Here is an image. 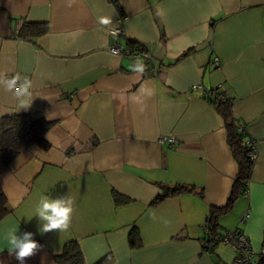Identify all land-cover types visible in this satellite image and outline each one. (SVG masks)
Listing matches in <instances>:
<instances>
[{
	"label": "crops",
	"instance_id": "obj_1",
	"mask_svg": "<svg viewBox=\"0 0 264 264\" xmlns=\"http://www.w3.org/2000/svg\"><path fill=\"white\" fill-rule=\"evenodd\" d=\"M23 21L46 22L48 31L17 38ZM116 26L124 29L117 41L149 49L147 73L108 50L115 41L108 29ZM219 85L258 154L246 191L219 217L218 230H241L258 253L264 0H0V121L28 113L52 122L46 146L32 142L8 165L0 159L9 210L0 219V261L20 264L9 255L7 235L27 231L43 248L25 264H59L54 255L70 241L83 264L105 257L107 264H230V244L204 246L209 210L226 203L238 172L225 121L205 96ZM166 136L175 139L172 148L160 141ZM175 184L194 190L151 204L162 185ZM114 191L129 200L116 203ZM43 196L73 199L68 230L38 231L35 210ZM134 226L139 248L128 243Z\"/></svg>",
	"mask_w": 264,
	"mask_h": 264
},
{
	"label": "trees",
	"instance_id": "obj_2",
	"mask_svg": "<svg viewBox=\"0 0 264 264\" xmlns=\"http://www.w3.org/2000/svg\"><path fill=\"white\" fill-rule=\"evenodd\" d=\"M48 31L46 22H22L15 37L20 39H29L45 34ZM141 45L142 43L129 39L127 45ZM146 47V46H145ZM150 65L144 69L147 73ZM215 94L205 95L206 98L216 106L222 115L227 130V142L231 147L233 156L238 163V172L232 186L231 194L223 206L211 207L206 219L207 235L205 238L206 248L211 244L219 241L222 233L219 232L218 219L221 215L228 212L233 205L235 198L239 193L244 194L250 178L253 162L248 156L249 146H245L242 142L245 138H249L246 134V128L243 123L238 122L231 114L232 97L227 92H221L219 88H214ZM222 93V95H221ZM52 122L43 118H33L30 114H14L8 115L0 121V159L4 165L12 162L15 156L32 142L40 143L46 146L43 135L51 127ZM242 126V131L238 127ZM194 188L188 185L175 184L172 186L162 185V191L151 201L152 205L157 204L166 197L176 195L183 192L193 191ZM116 203H125L129 199L118 192H113ZM7 200L0 188V219L7 213ZM128 243L131 248L141 247V239L136 227H132L128 233ZM54 259L59 264H83V257L78 244L75 241L66 243L62 251L54 255ZM108 257H105L97 264H107ZM261 259V264H264Z\"/></svg>",
	"mask_w": 264,
	"mask_h": 264
},
{
	"label": "built area",
	"instance_id": "obj_3",
	"mask_svg": "<svg viewBox=\"0 0 264 264\" xmlns=\"http://www.w3.org/2000/svg\"><path fill=\"white\" fill-rule=\"evenodd\" d=\"M20 25L21 23L14 30V35L17 34ZM108 34L115 38V41H113L108 47V50L112 54L130 59L133 65L141 64L143 65V69H145L146 66L149 65L152 57L147 47L138 44L124 45L123 43L117 41L119 37L124 35V29L122 26L109 28ZM210 63L214 69H216L219 66V60L217 57H214ZM192 88L201 89L203 88V86L201 84H194ZM216 88H219L221 92L226 93V90L223 86L219 85ZM213 89L206 91L205 95L213 96L215 94V91ZM238 130L242 131V126H239ZM160 141L161 142L168 141L169 146L172 148L174 146L175 139L171 136H166L160 138ZM242 144L245 146H249V150L247 151V156L252 161H254L258 154L256 142L250 140L249 138H245ZM247 216L248 213L245 212L242 219H245ZM219 241L230 244L233 250L235 251V256L230 264H261V259H264V248H262L258 253H256L252 249L248 237L241 230L237 228L231 230H224L222 232L221 237L219 238Z\"/></svg>",
	"mask_w": 264,
	"mask_h": 264
},
{
	"label": "clouds",
	"instance_id": "obj_4",
	"mask_svg": "<svg viewBox=\"0 0 264 264\" xmlns=\"http://www.w3.org/2000/svg\"><path fill=\"white\" fill-rule=\"evenodd\" d=\"M102 24L110 23L109 19L101 18ZM135 70L142 72L143 65L137 64ZM74 211V201L72 198L64 196L52 198L49 196L41 197L36 210L35 217L41 222L38 231L46 234L53 231H66L71 226L72 214ZM9 255H14L20 264L39 251L43 246L34 239L32 232H23L17 235L16 231H11L7 235ZM3 264V261H0Z\"/></svg>",
	"mask_w": 264,
	"mask_h": 264
}]
</instances>
